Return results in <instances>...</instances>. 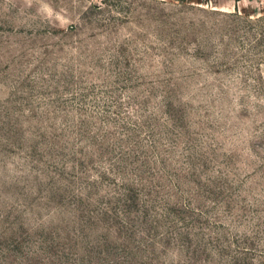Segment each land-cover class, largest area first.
Returning a JSON list of instances; mask_svg holds the SVG:
<instances>
[{
	"label": "rangeland",
	"instance_id": "rangeland-1",
	"mask_svg": "<svg viewBox=\"0 0 264 264\" xmlns=\"http://www.w3.org/2000/svg\"><path fill=\"white\" fill-rule=\"evenodd\" d=\"M0 264H264V0H0Z\"/></svg>",
	"mask_w": 264,
	"mask_h": 264
}]
</instances>
